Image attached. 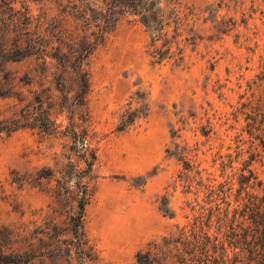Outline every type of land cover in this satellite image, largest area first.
Here are the masks:
<instances>
[{
	"label": "rangeland",
	"instance_id": "obj_1",
	"mask_svg": "<svg viewBox=\"0 0 264 264\" xmlns=\"http://www.w3.org/2000/svg\"><path fill=\"white\" fill-rule=\"evenodd\" d=\"M177 2L187 15L178 41L190 36L189 29L197 36L194 47L181 43L183 64H154L148 34L134 18L126 17L90 58L84 101L76 95L72 74L51 59L47 67L34 59L7 64L18 77L27 74L33 79L35 94L28 96L23 89L25 103L32 101L36 112L49 108L52 125L48 131L34 128L0 135V225L43 227V216L51 215L53 208H76L80 186L87 185L91 196L84 229L97 259L85 264H135V254L148 242L192 219L189 204L195 210L197 203L202 205L203 193L196 202L194 189L184 192L179 177L183 164L166 149L182 148L184 160L203 170V178L216 182L225 179L220 157L235 160L241 153L232 165L234 172L239 162L257 155L251 168L264 184V153L247 134L241 109L250 96L248 84L264 59V0ZM30 9L34 15L46 12L74 32L70 18L55 4H31ZM222 22L228 24V32L219 31ZM138 97L149 107L147 117L118 132L120 116L139 106ZM25 103L0 99V111L8 115L9 107L20 109ZM173 130H178L177 138L171 137ZM230 174L228 169L226 175ZM163 198L173 218L162 213ZM13 206L24 212L23 217ZM65 219L64 212L56 219V240L36 245L63 249L61 241L68 239ZM29 264L78 261L61 254Z\"/></svg>",
	"mask_w": 264,
	"mask_h": 264
},
{
	"label": "trees",
	"instance_id": "obj_2",
	"mask_svg": "<svg viewBox=\"0 0 264 264\" xmlns=\"http://www.w3.org/2000/svg\"><path fill=\"white\" fill-rule=\"evenodd\" d=\"M41 3L60 7L61 14L70 18L74 32L63 28L57 18L44 11L32 14L30 5ZM126 17L134 18L148 34L154 64L173 60L179 66L184 62L181 43L185 47L196 45L197 36L190 34L191 29L187 33L190 36L178 41L185 30L187 15H182L177 0H0V99H14L23 104L29 95L35 94L31 89L33 79L27 74L18 77L7 69V64L34 59L47 67L51 59L63 72L72 74L76 95L84 101L89 88L90 58ZM229 30L228 24L222 22L219 31ZM25 88L28 96L23 95ZM248 91L247 103L241 107L245 111L241 112L246 116V132L259 142L264 153V59L259 74L248 84ZM135 103L139 106L133 110L129 107L120 116L118 132L147 117L148 105L142 104L139 97ZM9 108L12 110L8 115L0 111V135L9 137L22 129L48 131L51 128L49 108L36 112L32 101L20 109L17 105ZM202 135L207 136V132ZM171 137L177 138L178 130L171 131ZM183 151L177 146L174 152L169 149L165 152L182 162L183 172L179 177L184 192L192 193L194 189L196 202L203 193L202 205L197 203L199 209L195 210L189 204L192 219L158 240L148 242L135 254V264H264V184L251 168L257 155L239 162L240 167L234 172L232 165L241 153L235 160L230 156L227 160L220 157L221 177L225 179L216 182L203 178V170L185 161ZM228 169L230 175H226ZM17 183L21 185L22 179ZM80 189L77 207L53 208L51 215L43 216V227L30 230L25 224L0 225V264H29L38 258L61 254L74 255L78 264L94 262L97 258L84 229L85 207L91 194L87 185H81ZM161 206L164 216H175L166 198L161 200ZM12 210L23 217L24 212L16 206ZM62 212L66 215L68 233V239L61 241L65 247L61 249L53 244V248H39L37 242H51L59 237L56 219Z\"/></svg>",
	"mask_w": 264,
	"mask_h": 264
}]
</instances>
